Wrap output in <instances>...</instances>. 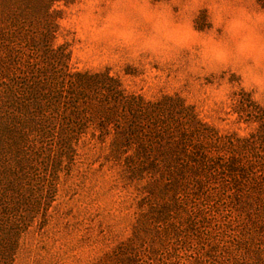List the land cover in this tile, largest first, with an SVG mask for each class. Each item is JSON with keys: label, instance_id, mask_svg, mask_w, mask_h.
Returning <instances> with one entry per match:
<instances>
[{"label": "rangeland", "instance_id": "obj_1", "mask_svg": "<svg viewBox=\"0 0 264 264\" xmlns=\"http://www.w3.org/2000/svg\"><path fill=\"white\" fill-rule=\"evenodd\" d=\"M135 2L0 0V264H115L129 238L135 264H264V108L234 75L190 73L188 50L105 67L93 35ZM131 102L159 109L144 117L143 150L114 154L97 111L131 117ZM167 126L200 168H149Z\"/></svg>", "mask_w": 264, "mask_h": 264}, {"label": "clouds", "instance_id": "obj_2", "mask_svg": "<svg viewBox=\"0 0 264 264\" xmlns=\"http://www.w3.org/2000/svg\"><path fill=\"white\" fill-rule=\"evenodd\" d=\"M201 11L208 27L198 30ZM110 21L120 27L93 35V40H106L101 49L105 67L134 65L144 54L170 63L188 50L190 73L234 75L239 90L264 108V0H136ZM193 36L192 44L183 42Z\"/></svg>", "mask_w": 264, "mask_h": 264}, {"label": "trees", "instance_id": "obj_3", "mask_svg": "<svg viewBox=\"0 0 264 264\" xmlns=\"http://www.w3.org/2000/svg\"><path fill=\"white\" fill-rule=\"evenodd\" d=\"M79 76L80 75L78 74H74L69 79V85L75 83V79L79 78ZM118 101L119 99L116 102ZM108 106L109 107L100 108L97 111V124L103 129V133L99 137L103 139L108 136L110 134V131L107 128L112 127L114 130V135L112 136L108 147L114 154L121 153V151L125 147L131 145L133 142L140 145V149L143 150V143L140 138V135L144 130L142 125L143 120L144 117H146L145 123L148 120L154 122L153 117L157 113V109H159L157 108V105L145 104L143 107H140L134 105V103L131 102L130 108L134 107V109H132L133 113L131 117H125L124 115H116L115 110L111 107L110 103ZM160 134L161 137L164 139V145L166 146V148L161 147L162 163L160 162L159 164H157L151 162L149 168L158 172L159 175L168 174L172 177H176L178 175L182 176V173L185 172L187 169H192L194 171L197 167H201L203 163L202 160L204 158H193L185 151L187 136L183 133V131H177L173 127L167 126L160 132ZM161 137L157 138L158 141H161ZM141 154L142 156L146 157L147 155H150V152H145ZM135 155L136 159H139L138 154ZM190 164H194V167L190 166ZM138 167L144 168L143 165H139ZM262 168L264 169V166ZM249 174H252V170L248 172V175ZM263 190L264 189L261 188V191ZM169 208L170 205H162L159 211L161 216H167ZM133 247V238H129L128 240H126L125 243H122L120 246H118L114 251H112L113 263L135 264L133 258L131 257Z\"/></svg>", "mask_w": 264, "mask_h": 264}]
</instances>
